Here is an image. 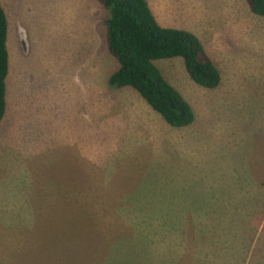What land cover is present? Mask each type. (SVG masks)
<instances>
[{
    "label": "rangeland",
    "instance_id": "1",
    "mask_svg": "<svg viewBox=\"0 0 264 264\" xmlns=\"http://www.w3.org/2000/svg\"><path fill=\"white\" fill-rule=\"evenodd\" d=\"M147 2L220 72L209 89L181 58L155 60L195 113L186 127L107 85L97 0H0V264H264V17L245 0Z\"/></svg>",
    "mask_w": 264,
    "mask_h": 264
},
{
    "label": "trees",
    "instance_id": "2",
    "mask_svg": "<svg viewBox=\"0 0 264 264\" xmlns=\"http://www.w3.org/2000/svg\"><path fill=\"white\" fill-rule=\"evenodd\" d=\"M107 11L105 41L117 62L109 75L110 88L131 87L170 126L191 125L195 113L170 84L155 60L179 57L190 79L198 86L216 88L220 72L201 40L192 32L161 25L147 0H97ZM251 13L264 17V0H245ZM8 22L0 3V121L6 110V77L9 58L6 46Z\"/></svg>",
    "mask_w": 264,
    "mask_h": 264
},
{
    "label": "crops",
    "instance_id": "3",
    "mask_svg": "<svg viewBox=\"0 0 264 264\" xmlns=\"http://www.w3.org/2000/svg\"><path fill=\"white\" fill-rule=\"evenodd\" d=\"M12 209H14V207H12ZM3 211L12 212V214H11L12 218L17 219V221L25 222L24 218L21 215H19V211L18 210H3ZM1 218H2V216H0V219Z\"/></svg>",
    "mask_w": 264,
    "mask_h": 264
}]
</instances>
